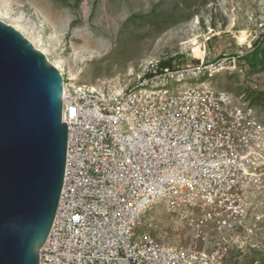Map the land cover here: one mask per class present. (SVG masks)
Wrapping results in <instances>:
<instances>
[{"label": "built area", "instance_id": "built-area-1", "mask_svg": "<svg viewBox=\"0 0 264 264\" xmlns=\"http://www.w3.org/2000/svg\"><path fill=\"white\" fill-rule=\"evenodd\" d=\"M230 66L155 62L125 86L75 89L64 79L65 182L40 264H206L139 229L156 206L219 229L246 214L264 177V122L200 81Z\"/></svg>", "mask_w": 264, "mask_h": 264}, {"label": "rangeland", "instance_id": "rangeland-1", "mask_svg": "<svg viewBox=\"0 0 264 264\" xmlns=\"http://www.w3.org/2000/svg\"><path fill=\"white\" fill-rule=\"evenodd\" d=\"M0 17L22 26L49 60H60L75 89L107 80L132 84L155 62L172 67L228 58L230 67L200 81L253 108L264 122V0H0ZM243 30L249 41L240 47L235 37ZM190 214L156 206L139 232L197 253L206 264H264V177L232 227L202 224Z\"/></svg>", "mask_w": 264, "mask_h": 264}, {"label": "water", "instance_id": "water-1", "mask_svg": "<svg viewBox=\"0 0 264 264\" xmlns=\"http://www.w3.org/2000/svg\"><path fill=\"white\" fill-rule=\"evenodd\" d=\"M63 96L62 72L0 19V264H40L65 182Z\"/></svg>", "mask_w": 264, "mask_h": 264}, {"label": "bare ground", "instance_id": "bare-ground-1", "mask_svg": "<svg viewBox=\"0 0 264 264\" xmlns=\"http://www.w3.org/2000/svg\"><path fill=\"white\" fill-rule=\"evenodd\" d=\"M0 19L3 20V21H5L4 18H2V17H0ZM5 22L8 23L7 21H5ZM11 25H13V24H11ZM13 27H15L20 32H22L26 37H28L26 35V33L24 31V28L22 26H20V25H13ZM28 38L34 43V45L37 47L38 50H40L41 52H43L44 54H46L48 56V50L47 49L40 48L37 45L36 41H34L33 39H31L30 37H28ZM235 40H236V43H237L238 46L241 47V46L245 45L249 41V34H248V32L247 31H244V30L241 31V32H239L238 35H236ZM194 54L196 56H198V57H201L202 56V53L200 52L199 47H195ZM243 62H245V61H243ZM52 64H54L61 72H63L62 65H61L62 62L60 60H58L57 62H52ZM70 77H71L70 79L72 81H76L78 79V76L75 73H72L70 75ZM66 92H67L66 91V88L64 87V93H66Z\"/></svg>", "mask_w": 264, "mask_h": 264}, {"label": "trees", "instance_id": "trees-1", "mask_svg": "<svg viewBox=\"0 0 264 264\" xmlns=\"http://www.w3.org/2000/svg\"><path fill=\"white\" fill-rule=\"evenodd\" d=\"M162 66H166V64H162Z\"/></svg>", "mask_w": 264, "mask_h": 264}]
</instances>
